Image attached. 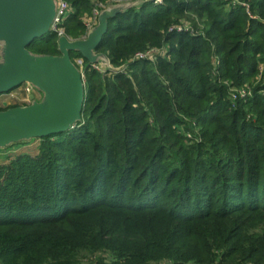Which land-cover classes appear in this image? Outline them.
Listing matches in <instances>:
<instances>
[{"label":"trees","instance_id":"trees-1","mask_svg":"<svg viewBox=\"0 0 264 264\" xmlns=\"http://www.w3.org/2000/svg\"><path fill=\"white\" fill-rule=\"evenodd\" d=\"M64 1L79 39L109 0ZM238 1H133L95 49L110 70L70 52L81 121L0 164V264H264V0Z\"/></svg>","mask_w":264,"mask_h":264},{"label":"water","instance_id":"water-1","mask_svg":"<svg viewBox=\"0 0 264 264\" xmlns=\"http://www.w3.org/2000/svg\"><path fill=\"white\" fill-rule=\"evenodd\" d=\"M130 6L105 11L98 17L96 27L81 40L58 38L59 55L50 56L33 55L27 47L51 32L54 0H0V95L22 83H29L42 93L40 102L0 112V148L63 133L81 121L83 75L69 54L79 53L90 65L107 62L103 54L95 52L107 30V19Z\"/></svg>","mask_w":264,"mask_h":264},{"label":"rangeland","instance_id":"rangeland-1","mask_svg":"<svg viewBox=\"0 0 264 264\" xmlns=\"http://www.w3.org/2000/svg\"><path fill=\"white\" fill-rule=\"evenodd\" d=\"M101 3H102V5H104V7H101L99 9L100 13L97 16V18L94 19L95 20L94 26L98 22V17L100 15L104 14V12L107 11L108 9H111L115 6L132 5V6L136 7V5H137V3H133V1H130V0H117V1H115V3H111L109 0L107 2L105 1V2H101ZM91 15L88 16L87 18H91ZM191 18L194 19L195 21H197L195 16H192ZM181 23H187L188 25H191L190 23H192V21H190L188 18H182ZM0 52H1V47H0ZM160 53H162V52H160ZM1 61H2V56L0 53V62ZM94 65H96V64H94ZM261 66L264 67V64L260 65L259 67H261ZM98 68H100V70L102 71V69L109 68V66H108L107 62L102 60V65L99 66ZM111 69L113 70V68H111ZM123 69H124V67L121 68V70H123ZM262 69L263 70L261 72L259 70V74L264 73V68H262ZM96 70H98V69H96ZM109 70H110V68H109ZM259 77H260V75H258V78ZM10 93H5L4 95H0V112H5V111H8L10 109H14V108H18V107L23 108V107L27 106L26 101H22V99H25L24 87L19 88V89H14ZM9 94L14 95V96L10 97ZM40 97H41V95L38 96V98H40ZM3 103H4V105H3ZM38 144H39L38 139H30V140H25V141L14 142V143L9 144L8 146H5L4 148H0V164L5 163V161H7L8 159L14 158L15 156H17L21 153H34L36 151Z\"/></svg>","mask_w":264,"mask_h":264},{"label":"built area","instance_id":"built-area-1","mask_svg":"<svg viewBox=\"0 0 264 264\" xmlns=\"http://www.w3.org/2000/svg\"><path fill=\"white\" fill-rule=\"evenodd\" d=\"M115 1L117 0H110L111 3H115ZM130 1H142V0H130ZM144 1H152L154 4H160L162 2V0H144ZM229 2L230 5H236V4H240V2L238 0H226ZM243 6L247 7V5H245L244 3H242ZM101 7H104V5H102V3H98L92 10V15L91 18H88L85 22V27L86 30H89L93 23H94V19L97 18V16L99 15V9ZM71 11L69 4L64 1V0H55V13L50 25V31L55 33L56 36L58 38L62 37V36H66L65 35V29H64V22L66 17L68 16L69 12ZM176 30L178 32L180 31H185L188 32L190 34L194 33V30L191 28L190 25H188L187 23H181L179 26L176 27ZM160 52H164V49H155V48H150L147 49L144 52H140L135 54L134 59L136 60H144V59H148V58H153L155 55H158ZM79 65H80V69H82V62L79 61ZM94 69H98L99 71L100 68L97 67L96 65H92ZM260 72L263 70L262 68H264L263 66L259 67ZM105 69H102L101 72H104ZM261 75V73L259 74ZM25 93L29 94V87L26 88ZM247 95H250V91L248 89L247 86H244L238 90L233 91L231 99L233 101H235L238 97L239 98H243Z\"/></svg>","mask_w":264,"mask_h":264},{"label":"crops","instance_id":"crops-1","mask_svg":"<svg viewBox=\"0 0 264 264\" xmlns=\"http://www.w3.org/2000/svg\"><path fill=\"white\" fill-rule=\"evenodd\" d=\"M54 5H55V0H54ZM54 13H55V9H54ZM87 19H88V18L85 17V18L83 19V21L86 22ZM96 25H97V23H96ZM96 25L94 26V23H93L91 29L86 30V34H85L84 36H82L81 38H79V39H72V38H70V37H68V36H66V37H67V39L72 40V41L81 40V39L85 38L86 35H87L88 33H90V32L92 31L93 28L96 27ZM57 42H58V41H57ZM70 59H71V58H70ZM79 61L82 62L81 59H77V58H75L74 60H71L72 64L75 66V68L79 71V73H81V74L83 75V66H82V69H80ZM99 63L102 64V61H99ZM82 64H83V63H82ZM97 64H98V63H97ZM100 64H98L97 66H100ZM23 87H24L25 99H22V101H26L27 106L30 105V104L32 103V101H36V102H40V101H41V99H42V93H41L40 91H38L33 85H31V84H29V83H22L20 86L16 87L15 89H19V88H23ZM28 87H29V91H30L29 94L25 93V90H26V88H28ZM13 90H14V89H13ZM13 90H11V91H13ZM11 91H10V92H11ZM10 92H8V93H10ZM10 94H11V93H10ZM10 94H9L10 97H13V96H14V95H10ZM1 95H4V94H1ZM39 95H41L40 98H38ZM30 96L33 97L32 100L30 99ZM4 103H5V102H4ZM4 103H3V105H4Z\"/></svg>","mask_w":264,"mask_h":264}]
</instances>
